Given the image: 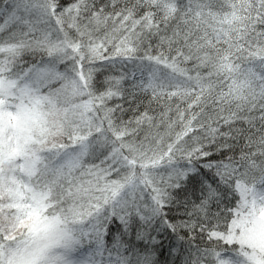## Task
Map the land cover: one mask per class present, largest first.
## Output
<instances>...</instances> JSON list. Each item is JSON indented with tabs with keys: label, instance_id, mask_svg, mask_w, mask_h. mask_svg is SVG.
Here are the masks:
<instances>
[{
	"label": "snow or ice",
	"instance_id": "1",
	"mask_svg": "<svg viewBox=\"0 0 264 264\" xmlns=\"http://www.w3.org/2000/svg\"><path fill=\"white\" fill-rule=\"evenodd\" d=\"M0 264H264V0H0Z\"/></svg>",
	"mask_w": 264,
	"mask_h": 264
},
{
	"label": "trees",
	"instance_id": "2",
	"mask_svg": "<svg viewBox=\"0 0 264 264\" xmlns=\"http://www.w3.org/2000/svg\"><path fill=\"white\" fill-rule=\"evenodd\" d=\"M117 70H118V69H117ZM101 79H103V77H101ZM164 243H165V247H167L170 243H174V241H170V240H168L167 238H165Z\"/></svg>",
	"mask_w": 264,
	"mask_h": 264
}]
</instances>
